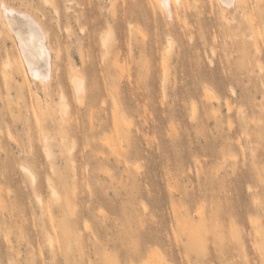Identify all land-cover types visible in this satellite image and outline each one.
Returning <instances> with one entry per match:
<instances>
[{"label":"rangeland","instance_id":"rangeland-1","mask_svg":"<svg viewBox=\"0 0 264 264\" xmlns=\"http://www.w3.org/2000/svg\"><path fill=\"white\" fill-rule=\"evenodd\" d=\"M233 3L0 0L51 64L0 19V264H264V0Z\"/></svg>","mask_w":264,"mask_h":264},{"label":"bare ground","instance_id":"bare-ground-1","mask_svg":"<svg viewBox=\"0 0 264 264\" xmlns=\"http://www.w3.org/2000/svg\"><path fill=\"white\" fill-rule=\"evenodd\" d=\"M154 1H155L156 5L162 9V12H164V14H165V12L167 14H169L170 9L168 7V5H169L168 2L170 0H154ZM233 1L235 3V0H219V2L222 3L224 6L231 5V3ZM175 2L177 4H179L180 0H175ZM0 7L2 9L1 14H0V19H1L2 23L5 25V27L7 28L8 32L12 36H14V38L16 39L17 47H18L17 51H18V54L20 56L23 67L24 66L26 67L29 75L33 79H35V82L40 84V82L42 83V82L46 81L50 77L49 72H50V67H51L50 66L51 64L49 65L50 62H49L48 49H47L48 45L46 46V44H45L46 34H44L41 26L38 23H36L31 18V16H29L25 13H19L13 9H9L10 7L5 8L2 5ZM6 7H8V6H6ZM229 8H231V7H229ZM170 42L171 41H169L168 45H166L167 46L166 51H169L171 48ZM108 43H109V34H106L101 39V45L103 47L107 48ZM48 48H49V46H48ZM7 66H9V64H7L6 67ZM162 66H163V73H164L163 74L164 75L163 76V84H164V82L166 81V75H167L166 59L165 58H163ZM25 73H26V71H25ZM2 75H3V80L6 81L5 71H3ZM36 80H38V81H36ZM71 83H73L72 85L74 88L75 95L78 98L77 100L79 102L82 101L80 99V95L84 92L83 79L77 75H73ZM61 101H62V103H61ZM61 101H60L61 104L59 105V108H60V112L63 113V112H66L68 107L66 108V104H65V102L63 103V99H61ZM228 107H230V106H227V108ZM227 110H229V109H227ZM114 119H115V112H114ZM9 136H10V134H9ZM49 138L50 137H44V139H43V141L45 143L44 152L46 154V157L51 158L52 154H51V149H50V145H49L50 144ZM20 169L23 172L26 179L30 183H34L35 177H34V174H32V172L29 170V168L22 165ZM49 187H51V186H49ZM50 190H51V195L53 197H57V192L55 191V189L53 187H51Z\"/></svg>","mask_w":264,"mask_h":264}]
</instances>
